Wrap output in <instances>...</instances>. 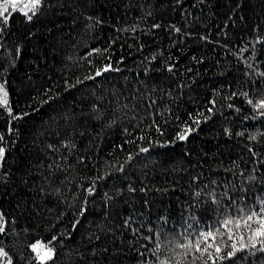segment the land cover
<instances>
[{
	"label": "trees",
	"instance_id": "16d2710c",
	"mask_svg": "<svg viewBox=\"0 0 264 264\" xmlns=\"http://www.w3.org/2000/svg\"><path fill=\"white\" fill-rule=\"evenodd\" d=\"M0 264H264V0H0Z\"/></svg>",
	"mask_w": 264,
	"mask_h": 264
},
{
	"label": "rangeland",
	"instance_id": "374dc122",
	"mask_svg": "<svg viewBox=\"0 0 264 264\" xmlns=\"http://www.w3.org/2000/svg\"><path fill=\"white\" fill-rule=\"evenodd\" d=\"M12 1L17 2V0ZM33 249L37 253L38 258L41 260L50 258L54 253V249L52 247L45 245L42 242L35 243Z\"/></svg>",
	"mask_w": 264,
	"mask_h": 264
}]
</instances>
